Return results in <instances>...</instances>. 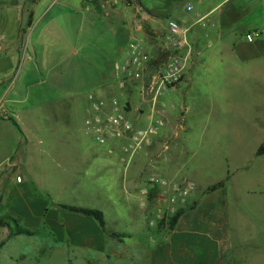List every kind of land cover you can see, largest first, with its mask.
Listing matches in <instances>:
<instances>
[{"label": "crops", "instance_id": "crops-1", "mask_svg": "<svg viewBox=\"0 0 264 264\" xmlns=\"http://www.w3.org/2000/svg\"><path fill=\"white\" fill-rule=\"evenodd\" d=\"M185 2L184 8H176V20H173L189 28L191 51L184 75L155 103V111L164 117L165 126L129 161L122 153V141L108 139L102 144L94 141L86 127V121L95 113L89 97L102 100L101 113L104 115L123 110L128 115L134 112L137 119H129L133 126L146 125V114L152 105L140 91L148 84L152 69L135 79L130 76L135 69H125L124 65L130 42L140 43L154 58L153 68L165 59L163 44L167 23L161 16L145 8L142 0H135L133 8L106 11H101L96 2L89 0H53L39 13L32 4L30 26H26L27 21L24 23L22 17L28 12L18 5L9 9V19L0 16V216L11 215L18 218L24 228L50 237L54 250L82 252L88 260L86 264L100 260L106 264H125L124 258L136 264L145 254L152 258L161 246L170 244L169 239L156 240L157 207L149 203L144 193L151 177H171L165 174L169 170V158L174 154H170L168 138L181 140L186 135L187 139L188 126L182 112L186 102L180 86L191 84L199 70L211 66L217 58L232 55L239 59L255 55V51L244 53V56L234 53L236 44L246 42L241 35V38L235 37L236 31H240L246 14H253L249 23L264 16V0ZM137 7L147 13L143 20L136 19ZM203 17H206L204 26L197 23ZM246 29L245 32L254 31ZM238 39L241 40L238 42ZM252 44L256 49L257 45ZM116 63L121 66L120 70L115 69ZM104 66L108 68L102 71ZM123 79V86H120ZM127 83L135 88L133 94L123 88ZM120 93H123V102H119ZM131 95L135 96V102ZM176 98L180 113L173 116L171 110L176 108L173 103ZM126 104L130 105L127 110L124 109ZM143 105L147 106L146 110L141 107ZM171 119H179L175 129ZM262 142L264 139L257 142L254 151L262 150ZM177 147L175 155L180 156L183 145ZM262 151L259 155L264 156ZM44 155H54L51 162L54 171H79L86 177L93 174L105 183H121L127 200L132 199L137 204L142 240L119 248L122 235L106 234L94 219L63 210L59 205L64 204L52 203L38 192V173L46 167ZM149 169H155L157 174L147 175L145 171L149 173ZM130 171L133 172L131 176ZM180 179L199 184L195 180ZM222 183V187L204 195L202 192L215 183L204 189L199 184L201 190L197 189L179 209L182 214L174 230L184 234L185 238L179 237L187 241L192 236L206 239H199L200 253H218L220 249L215 245L222 242L223 252L232 251L234 257L235 245L229 247L227 242H220V238L228 235L226 231L235 234L232 225L242 212L234 202L236 199L228 197L220 201L221 197L212 196L225 189L227 185ZM128 184L132 185L131 189ZM81 208L94 209L88 205ZM37 236L38 233L24 237ZM179 246L178 263L186 264L188 243ZM170 255L169 259L173 260Z\"/></svg>", "mask_w": 264, "mask_h": 264}, {"label": "rangeland", "instance_id": "rangeland-1", "mask_svg": "<svg viewBox=\"0 0 264 264\" xmlns=\"http://www.w3.org/2000/svg\"><path fill=\"white\" fill-rule=\"evenodd\" d=\"M52 1L39 0L35 4V0H0V11H2L0 16L9 19V9L13 7L12 5H18L29 15L33 4L34 10L39 13ZM142 4L151 13L161 16V19L167 23L169 20H176V8H184L186 2L185 0H142ZM249 14H246L241 23L242 27L240 31H236L235 37L241 38V35L245 39L248 32H245L246 28L259 29L263 31L261 37L263 40L249 43L238 39L240 44H236L234 53L239 52L238 54L243 55L255 51V55L248 58L243 55L244 57L239 59L232 55L225 59L217 58L211 66L201 68L191 84L180 86L186 102L183 105L186 111L184 112L183 109L182 112L188 126L187 139L186 135L182 136L181 140L168 138L170 154H174L169 158V170L165 172L166 175L171 176L169 180L180 178L195 180L203 189L215 183L208 186L202 195L211 194L213 191L211 187L216 186L217 183L221 181L226 183L224 190L212 196L221 197L220 201L222 198L226 201L228 197L236 199L234 202L242 212L232 225L231 230H234L235 234L231 235V231H226L228 235L220 238V242L221 240L227 242L229 247L235 245L234 257L232 251L223 252V247L220 246L223 245L222 242L215 245L218 250L220 249L218 253L203 251L200 253L198 243L206 239L192 236L187 241L180 238L182 236L185 238V235L174 230L175 224L169 218L158 221L156 240L162 242L163 239H169L170 244L167 243L166 246L165 243L163 247L161 246L153 253L152 258L145 254V257L136 264L166 262L179 264V244L183 242L188 243L189 250L186 264H264V156L259 155L258 150L254 151L257 142L264 139V16L249 23L253 15ZM27 16L23 13L24 23L28 19ZM251 44L257 45L256 49H253ZM107 68H102V71ZM123 88H128L127 91L132 94L135 92L131 83H127ZM122 94L118 95L119 102L125 100L121 97ZM134 97L131 95L135 102ZM176 100L177 98L173 102L176 108L171 110L175 114L173 116H178L180 113ZM146 105L148 106V103ZM147 106L141 107L146 110ZM129 108V104L124 105L125 110ZM126 116L128 119H137V114L134 112ZM171 120L175 122L173 126L175 129L179 119ZM181 144L183 153L180 156L175 155L177 153L175 149ZM42 158L46 167L45 171L38 173L40 177L38 192L43 193L52 203L76 207L88 205L101 211L104 216L105 233L123 236L121 243L118 244L119 248L131 246L136 241L142 240L143 228L140 213L135 208L137 204L132 199L127 200L121 183H105L93 174L86 177L79 171L57 172L54 171L51 163L54 155H44ZM131 171L130 176L133 174ZM145 173L149 176L157 174L155 169H149V173L148 170ZM199 184L196 187L201 190ZM129 187L131 189L132 185ZM146 188L144 194L148 198L152 195V191L148 186ZM148 201L151 199L149 198ZM4 217L5 215L0 216L4 222L0 226V242L8 243L0 248V264L88 263L82 252L54 250L51 238L41 232H37L38 236L33 239L13 236L11 234L13 225ZM169 255L173 260L169 259ZM123 263L131 264L128 258H124ZM89 264H106V262L100 260Z\"/></svg>", "mask_w": 264, "mask_h": 264}, {"label": "built area", "instance_id": "built-area-1", "mask_svg": "<svg viewBox=\"0 0 264 264\" xmlns=\"http://www.w3.org/2000/svg\"><path fill=\"white\" fill-rule=\"evenodd\" d=\"M96 2L101 11L119 8L129 9L134 7L135 0H89ZM191 8H188L190 10ZM147 13L141 8L136 9V19L143 20ZM206 17L200 18L197 23L205 25ZM167 31L164 36L165 59L153 68L154 58L147 53L138 42L128 44L125 69L134 68L130 76L140 79L147 70L152 73L147 85L141 89V94L147 97L151 103V110L146 114L147 123L143 127H134L126 116L125 111L115 114L104 115L101 113L103 102L90 96L91 107L94 115L86 121V127L92 134L95 142L102 144L108 139L122 141L121 150L127 161L147 146L157 132L165 126V119L155 111V103L166 91L178 84L185 71L190 55V44L188 39L189 28L180 25L176 21H167ZM263 31L254 30L245 35L249 43L261 38ZM115 69L121 66L115 64ZM125 79L120 81L123 86ZM151 196H146L149 203L157 207V218L159 221L168 220L176 212L184 207L190 197L196 192V184L185 179L169 180L162 177H151L147 183Z\"/></svg>", "mask_w": 264, "mask_h": 264}, {"label": "trees", "instance_id": "trees-1", "mask_svg": "<svg viewBox=\"0 0 264 264\" xmlns=\"http://www.w3.org/2000/svg\"><path fill=\"white\" fill-rule=\"evenodd\" d=\"M30 22H31V15H28V19H27V23L26 26H30ZM262 150H264V147H261ZM223 183L219 182L217 183L216 186L211 187V190H215L217 187H222ZM59 207L63 210L72 212V213H76V214H80L86 217H90L92 219H94L98 225L104 229V217L101 211L96 210V209H88V208H81V207H75V206H67V205H59ZM182 214L181 210H178L176 212V214L174 216H172L171 222L173 224H175L178 220V218L180 217V215ZM4 218L8 219L9 221H11L13 227L11 230V234L13 236H35L37 234V230H31V229H27L24 228L23 226H21L20 221L18 218L12 217L11 215H6ZM3 219H0V226L3 225ZM4 245V242H0V248Z\"/></svg>", "mask_w": 264, "mask_h": 264}, {"label": "water", "instance_id": "water-1", "mask_svg": "<svg viewBox=\"0 0 264 264\" xmlns=\"http://www.w3.org/2000/svg\"><path fill=\"white\" fill-rule=\"evenodd\" d=\"M259 153H260V154H262V153H263V151H262V150H259Z\"/></svg>", "mask_w": 264, "mask_h": 264}]
</instances>
